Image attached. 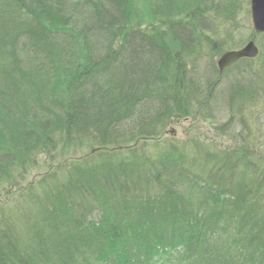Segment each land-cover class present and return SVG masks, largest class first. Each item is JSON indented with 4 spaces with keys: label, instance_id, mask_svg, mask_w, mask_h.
Here are the masks:
<instances>
[{
    "label": "trees",
    "instance_id": "obj_1",
    "mask_svg": "<svg viewBox=\"0 0 264 264\" xmlns=\"http://www.w3.org/2000/svg\"><path fill=\"white\" fill-rule=\"evenodd\" d=\"M61 1L0 0V103L8 110L0 107V148L12 137L22 147L40 138L48 148L44 158L41 144L16 150L25 160L18 165L9 157L1 170L0 264H264V157L257 152L264 146V34L252 29L250 0H168L177 2L175 16L172 7L162 9L134 35L128 26L99 57L91 51L101 42L93 37L108 16L105 0L68 2L77 9L70 20L59 14ZM81 3L97 18L79 12ZM123 4L128 22L138 3ZM47 25L52 39L64 41L44 50ZM81 29L91 37L82 40ZM149 29L158 39L138 51L137 62L122 64L132 54L128 40H144ZM177 32L185 42L160 46ZM251 38L260 55L220 73L221 53ZM18 41L28 66L7 52ZM215 104L230 115L222 125L226 148L198 136L184 142L165 136L173 122L221 112ZM13 107L16 128L4 118L14 116ZM24 112L46 120L50 131L25 135L34 128ZM77 141L120 151L61 160L22 187L26 168L38 170L56 146Z\"/></svg>",
    "mask_w": 264,
    "mask_h": 264
},
{
    "label": "rangeland",
    "instance_id": "obj_2",
    "mask_svg": "<svg viewBox=\"0 0 264 264\" xmlns=\"http://www.w3.org/2000/svg\"><path fill=\"white\" fill-rule=\"evenodd\" d=\"M127 2V0H125ZM131 1V0H130ZM132 1H136L138 4L135 6V8L133 9V11L131 13H135L136 15H134L132 17V19H130L128 22H124L123 20L127 17L126 13L124 15V12H125V4H123L124 0H110V1H107L105 0L104 1V4L106 5L107 7V13L108 16L106 18H104L100 24V21H99V24L100 26L104 27L103 30L101 31H97L95 32V35H94V40L95 39H100L101 42H96V41H92L90 40V43L88 44V48L89 46H91L92 44L95 43V46L94 48H91L93 49L92 54L95 55V57H99V56H105V53L106 51L111 48L114 49V47L119 43V40L121 39L120 36L123 35V31L125 30V28H132L133 27V34H136V31L139 32V30L141 29H144L148 26L147 25V21L150 20V16L152 15H157L158 14H162V9L165 10V12L167 11V8L170 9V7H172L171 9V13L172 15L175 16V14L173 13L176 12V9L175 8V3H172V2H169L168 0H132ZM68 2L71 4H74L76 3V0H62L60 2V5H59V14L62 16V17H65L66 20H70L71 18H74L76 15V11L77 9L73 10L70 9L69 7H71ZM159 5L160 8H157L154 7V5ZM81 5L82 3L79 5L78 9L81 8ZM138 5H140V9L141 11L137 12L138 10ZM249 7V6H248ZM91 8V7H90ZM86 9H88L87 7H82L81 10H79V12H82V11H85ZM73 10L74 12L72 13ZM78 12V13H79ZM88 12L90 14L93 13V16L97 18L96 16V11H90L88 9ZM63 19V18H62ZM99 20V19H98ZM67 22V21H66ZM121 22V23H120ZM138 23L139 26H141V28H138L136 29V23ZM50 23H53L52 19H50ZM52 25V24H50ZM50 25H47L46 26V29H48V32L45 31V40H48L46 41L47 43H50V44H45V47L46 49L44 50H47V48L51 45V44H54L55 47H58L59 45L62 44V42L64 41L63 40V36L61 37H57V38H53L50 36L52 32V29H51V26ZM121 25H123V27H121ZM82 30V29H81ZM76 31V33H79V35H81V38L85 37H91L90 33L86 34V30L85 32L82 30V31ZM148 33L145 35L143 33V36H145L146 38L143 40V38H138L139 36H132L131 39L128 40V42L126 43V46H128V44L130 43V48H129V51L132 53L130 54V57L127 55L124 57L123 61H122V64L125 62L127 63V61L129 62V64H132V62H137L138 60V57H137V54H138V51H141V49L144 47V48H147L145 45H148L149 44V39L151 41H154V40H157L159 35H158V32L155 31L154 29H149L147 30ZM166 33H168V27L165 28L164 30ZM110 34V40L108 41L107 40V34ZM178 36L177 38H175L176 40H174V38L172 37H169V38H166L164 41H162V45L160 46H164V48L168 49L170 48L171 46H173L174 48H176V43L177 44H180L181 42H185L184 41V38L186 35H182V34H179L177 32ZM149 35V38L147 37ZM152 35V36H151ZM47 37V38H46ZM37 38H39L37 36ZM82 38V40H83ZM260 41H262V44H264V35L259 38ZM105 41V45L103 44V42ZM22 42V41H21ZM21 42H17V45L16 44H10L9 47H8V50L7 52H9V54H16L19 58H20V61L21 62V66H25L27 65V60L26 58L23 56L24 55V52H23V49H22V43ZM148 42V43H147ZM175 42V43H173ZM257 44L259 45L258 41H256ZM110 46V47H109ZM91 50V49H90ZM90 53V52H89ZM264 54V53H263ZM121 55H125V54H121ZM145 55V54H144ZM40 56H43V54H41ZM119 56V53L116 54V56H113L111 57V62H114ZM264 57V56H263ZM41 59H44L41 58ZM263 59V58H262ZM1 60V59H0ZM2 61H5V60H2ZM7 63V66L10 64L11 66V62L8 61L6 62ZM1 65H3V62L1 63ZM6 65H4L5 67ZM13 66V65H12ZM28 66V65H27ZM135 70L138 71V68H134ZM11 74V73H10ZM13 74V73H12ZM14 76V74H13ZM12 76V78H13ZM18 78H20V76L18 75ZM61 82H56V84H60ZM225 104H215V105H212L213 108L217 107V106H221L223 109L221 112L217 111H213V112H210L211 114H214L215 112V115L217 114L219 116V119L220 120H217V119H213L212 116L210 115L209 111L207 112H203V114H200V115H195V117H189L187 118L186 120H180V121H177V122H173V124L171 125H168L165 129H164V132H165V136L167 137H172L174 140L178 141V142H184V141H188L190 138H194L195 139V136H198L199 139L201 140H206V139H210L211 141H214V145L216 146V149L217 147H219L220 149L221 148H226L227 147V144H228V141H230L228 139V136H226V133H227V129H225L224 127V130L222 129V125H225V123H227V121L229 120L228 118L230 117V115H225L226 112H225ZM0 107L3 108L4 111H8L6 106H4L2 103H0ZM13 113H14V116H7L4 117L5 119L9 120V124L13 127L11 128H16L15 127V120H17L18 118V111L16 109V107H13L12 109ZM46 113H48V111H45ZM28 113L27 112H24L22 113L21 116H23L22 118H24L23 120L27 119L28 122L26 123H29L31 125V127H33V131L30 132V131H27V129L25 131H23V133L25 135H33L35 133H37V131L39 130L40 132L45 131L47 130L50 131V129L48 128L49 126H47L48 124L46 120H43V121H35L31 118H28L26 115ZM193 118V119H192ZM33 120V121H32ZM38 123V124H37ZM2 124V121L0 120V126ZM41 125V127L39 128L38 125ZM238 124V123H237ZM9 131V130H8ZM217 131V132H216ZM8 135V134H7ZM7 135H5L7 137ZM164 136V137H165ZM5 137V138H6ZM166 137V138H167ZM215 138V139H212V138ZM17 140H18V143H17V140L15 138L12 137V139H8L6 140V143L7 145H5L4 147H1V152H0V174H1V170L6 167L7 165V162L9 161L8 158L9 157H14L17 164L19 165V163H21L24 159V156L26 153H15L16 150H18L19 152H23L24 148L25 149H34L33 148V145H39L41 144V148L43 149V151L41 152V154L39 155V158H44L42 156V154L44 155V149H48L47 148V145L43 144V139H40V138H37V141H33L35 143H33L32 146H27V147H22V144H21V140H20V137H16ZM163 138V137H162ZM13 140L16 142V145L17 146H13L12 145V149L9 148V145H11V143L13 142ZM145 140V139H144ZM143 138H141V140H136L135 142H132L131 144H129L128 146L127 145H121L120 146V149L123 150L122 146H125V148H130L131 146H136V144L138 143V141H144ZM147 140V138H146ZM149 143V142H148ZM152 144V143H151ZM113 146H91L86 142H78L75 144L73 143V146H68V148L66 147H62L63 149H61L60 145L56 146V150L55 152H52L54 155H55V159L54 158H50L49 155L45 156V161L39 163L40 164H43V166H40L39 169L37 170V168H34V169H28L26 168L25 171H24V175H25V178H24V182L21 180L20 182L22 183V187H26L29 183L33 182L35 180V178L38 176L36 175V173H42L44 172V167L45 166H48V165H52L51 167H56V162H59V161H68V162H71V161H74L75 159H80V158H85L88 160H92L93 159V156H95L97 158V155L99 154V152H109V151H116V149L118 151H120V149L118 148H112ZM66 148V149H64ZM124 148V149H125ZM257 152L261 153V155L264 157V146H262L260 149L259 147L257 148ZM19 155V157H18ZM93 155V156H92ZM90 158H89V157ZM178 156V155H176ZM186 157V156H185ZM209 156H205L204 158H209ZM64 163V162H63ZM8 167V166H7ZM21 167V166H20ZM28 167V166H26ZM2 176H0L1 178ZM209 262H211V259H208Z\"/></svg>",
    "mask_w": 264,
    "mask_h": 264
},
{
    "label": "water",
    "instance_id": "obj_3",
    "mask_svg": "<svg viewBox=\"0 0 264 264\" xmlns=\"http://www.w3.org/2000/svg\"><path fill=\"white\" fill-rule=\"evenodd\" d=\"M250 20L254 31L264 32V0H250ZM258 54L257 46L253 41L248 43L240 50L224 52L217 60V65L220 73L225 71L235 61L240 58L255 57Z\"/></svg>",
    "mask_w": 264,
    "mask_h": 264
}]
</instances>
